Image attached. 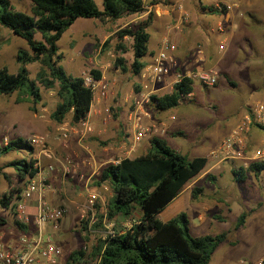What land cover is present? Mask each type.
<instances>
[{"label":"rangeland","instance_id":"obj_1","mask_svg":"<svg viewBox=\"0 0 264 264\" xmlns=\"http://www.w3.org/2000/svg\"><path fill=\"white\" fill-rule=\"evenodd\" d=\"M8 1L12 10L31 14V2L29 0ZM147 1L145 0V3ZM156 1L164 3L166 0ZM201 1L206 4L205 0ZM94 3L97 8L101 9L100 0H94ZM193 4H197L196 1H193ZM133 17L134 14L125 15L115 20L77 18L56 41L58 52L61 54L59 64L68 75H78L80 74L77 72L78 70L88 72L89 69H97L103 76L102 82L105 84L104 95L98 97L94 95L97 97L95 99L96 102L94 100L91 102L92 104H98L102 110V117H106L105 121L101 118L100 128L104 130L99 135V138L95 137V143L89 142L88 145L87 141L91 140L89 137L91 135L89 134H85L84 138H80V142L85 141L83 144H86L91 151H94L103 144L117 147V137L121 138L124 146L128 147L127 152H125L126 149H123L124 146L117 147L116 150H109L107 154L113 160L123 156L132 157L144 153L142 148L135 155L129 153V141L132 139L133 129L119 120L120 112H125V110L129 112L135 108L133 98L137 97L140 92L138 73L133 75L129 71V64L132 60L131 38L128 36L118 38L116 36L117 29L123 27L133 28L143 22L146 16L140 19H134ZM33 39H41L38 31L34 32ZM168 42L171 43L169 39ZM146 46L148 49L154 50L153 53L158 48V46L154 48L151 45L150 39L147 40ZM17 48L27 49L24 40L13 35L8 28L0 25V67H5L8 72H15L18 68V63L14 60ZM220 48L222 49L221 44L219 45ZM151 50L149 53H152ZM117 58L122 60L123 69L115 64ZM224 63L225 59L218 58V64L222 65ZM39 66L37 62L26 65L29 78H34ZM252 71L257 73L258 69H252ZM235 79L236 84L227 76L219 74L215 83L211 86H204L192 80V94L189 95V98L192 97L194 102L179 104L167 110V113L185 112V114L196 115V117L193 115V118L183 120L180 125L182 135H168L169 133L174 134L176 128L162 125L155 121L151 123L156 127V132L148 133V136L144 138L146 140L143 141L147 142L151 136L165 135L163 138L166 144L187 158L207 155V162L204 167L198 174L182 185L178 194L157 214L158 219L166 221L175 214L184 212L188 220L189 234L192 236L226 232L225 239L212 252L208 264H264V210L260 211L263 220L260 234L250 232L246 222L236 230L233 229L235 218L239 213L255 208L259 202L261 203L260 206H264V169L256 174L250 170H245L243 180H233L231 169H236L238 163L225 160L219 164L216 173H213L214 178L212 180L205 178L206 169L211 163L207 152L213 149L217 143L211 133L214 131L220 132L224 125L238 121L243 113L249 111V107L255 101V98H259L250 89L249 77L239 76ZM167 83H170L169 79L163 82V87L155 94L169 91ZM37 85L41 98L34 105V113L37 114L42 108L51 111L58 101L56 84L52 88H44L38 82ZM15 94L16 92L14 91L10 95ZM5 97V95L0 94V100ZM126 97L128 98L126 99ZM29 106L30 103L28 102V108ZM141 107L143 111L149 109L150 112H153L151 110L153 106L149 101L143 103ZM143 115L146 114L143 113ZM14 121L13 113L7 112L5 114L4 111L0 110V147L3 136L9 139L13 138L14 131L11 126ZM91 131L87 133H91ZM252 131L261 138V141H264L263 130L253 127ZM59 132L60 130L57 131V134ZM43 137L45 139V136ZM67 137L68 135L65 138H61L60 141L56 140L55 146H51L46 142V139L44 140L45 145L51 149L56 157V161L51 159L43 161L40 158L42 156L38 160L37 147H31L30 153L9 151L0 154L1 171L8 176L13 175L12 168L6 166V164L12 159L22 157L34 160L33 165L40 171H45L46 165L52 163V170H46L48 175L46 174L45 181L50 185L51 190L45 194V200L49 203L52 201L54 206H62L64 214L55 223L44 225L42 232L52 236L54 244L59 247V259L62 263L71 250L82 249L84 255L78 264H95V260L89 256L92 245L95 244L97 239H102L107 230L112 229L114 232H121L127 229L131 225H129L131 220L135 221L139 216V209L136 208L130 217L118 215L111 220H107L104 217L105 204L111 196V190L107 183L95 185L94 180L103 165L113 162H104L107 158L103 162L99 160L95 162L92 156H85V161L87 160L89 164L91 162L94 164L93 168L96 172L88 180L83 178L79 181L76 180L77 184L72 183L76 163L71 152H67V147H63L66 146ZM90 146H92V149ZM79 149L86 155V150L83 147H79ZM88 155L90 154L88 153ZM65 157H68L73 164V171L70 170L68 174L63 175L60 161ZM51 174L55 177L52 178ZM19 185H21V182H19ZM193 186L202 187L201 193L195 199L190 194ZM7 189V181L0 174V195ZM88 192H93L97 195L90 210L85 208ZM50 196H52V199ZM73 199H76V201H73ZM99 214L103 215V217L99 225L93 227ZM199 214L201 215L200 218L197 217ZM215 215L221 217V219L214 218ZM0 219V233L6 234L10 231L13 234L17 233L18 228L12 208L2 209L0 207ZM84 225L85 227L83 228Z\"/></svg>","mask_w":264,"mask_h":264},{"label":"trees","instance_id":"obj_2","mask_svg":"<svg viewBox=\"0 0 264 264\" xmlns=\"http://www.w3.org/2000/svg\"><path fill=\"white\" fill-rule=\"evenodd\" d=\"M29 1L31 14L12 10L8 0H0V25L22 38L27 47L15 50L14 60L18 63L15 72L0 67V94L7 95L15 91V101H28L29 109L35 112L34 105L41 98L37 82L44 88H52L56 84L58 101L49 113L50 120L60 123L68 115L71 124H80L88 113L92 91L83 85V75L71 76L64 71L59 64L61 54L56 41L77 18L115 20L125 15L139 14L144 10L145 0H100L101 9L97 8L94 0ZM154 2L156 0L147 1ZM224 9L223 6L220 9L208 7L209 12H222ZM150 18L151 14L148 13L145 20L133 28L116 30L118 38H131L132 60L129 71L133 75L144 66L141 57L147 50L146 28ZM35 31L40 33V40L33 39ZM33 62L40 66L32 79L28 77L26 65ZM115 64L124 68L120 58L116 59ZM85 74L94 80L100 78L97 69H89ZM191 84L192 80L184 76L172 83L169 91L150 95L149 103L158 111L192 103L193 98L187 97L192 89ZM148 145L140 155L120 158L99 169L94 184L107 183L111 190V196L105 204L104 217L107 220L118 215L130 217L136 208L139 209V216L127 229L97 239L89 256L95 260V264H208L212 252L225 239L226 232L192 236L184 212L166 221L157 217L158 212L178 194L182 185L198 174L205 164V157L187 158L170 148L159 136H151ZM19 150L30 153L31 146L25 139L15 137L0 147V154ZM33 163L34 160L30 158L10 160L6 166L12 168L11 176L1 171L0 166V174L8 185V189L0 195L2 209H11L9 203L20 189L19 182L37 172ZM245 169L256 174L264 169V164L249 163ZM245 169H231L233 180H243ZM205 178L212 180L214 177L206 174ZM201 191L202 187L193 186L191 197L196 198ZM251 210L237 215L234 230L243 224ZM102 217L98 215L93 227L99 225ZM214 218L221 219L217 215ZM15 222L23 229V225ZM83 255L82 249L71 250L63 264H78Z\"/></svg>","mask_w":264,"mask_h":264},{"label":"crops","instance_id":"obj_3","mask_svg":"<svg viewBox=\"0 0 264 264\" xmlns=\"http://www.w3.org/2000/svg\"><path fill=\"white\" fill-rule=\"evenodd\" d=\"M193 1H196L197 4H193ZM205 1L206 4L202 3L201 0H166L164 3L157 1L154 3H145L144 10L139 14H134V19H140L146 16L148 13L151 14L150 22L146 28V31L148 33V39L151 40V45H153L154 48H157L160 40L163 38H166L167 40L169 39L171 42L169 44L172 47L171 56L173 58L174 66L170 68V72L165 77V80L169 79V81H171L174 75L173 72L185 73L195 70L212 69L216 71L217 78L219 74L221 76L224 75L225 77L227 76L229 79H231L235 84L237 83L235 78L239 76L249 77L251 84L250 89L252 93L256 95V97H259L255 98V100L263 99L264 0ZM216 2L226 3L230 5V7L228 9H224L222 12H209L208 7H216ZM220 44L222 49H219ZM150 50L151 48H147L145 52L146 55L144 54L145 56L143 55V58L141 59L144 65L150 60V57L153 54L154 50H151L152 53H149ZM218 58L225 59V63L222 65L218 64ZM256 68L258 69L257 73L252 71V69ZM76 70H78V68H76ZM77 72L80 73L78 75H84L86 73L84 70H78ZM100 77L103 78L102 74H100ZM10 94H12V92ZM10 94L5 95L6 97L0 100V110L4 111L5 114L8 112L13 113L14 115L15 121L11 126L14 131L13 138L20 137L25 139L28 135L32 134L43 135L45 136L46 142H48V144L55 146L57 143L56 140H61L59 133L57 134V131L60 130L67 132V143L66 146L63 147H67V152H71L76 163L72 183L77 184L76 180L79 181L83 178L88 180L91 175L96 172L93 168L94 164H92V162L91 164L87 163L84 159L85 156H92L95 162L98 160L103 162V160L107 158L104 160V162L112 161L115 163L120 159L116 158L113 160L112 157L108 156L107 153L109 150H116L117 147L124 146L121 138L117 137V147L103 144L97 147V149L94 151H91L86 144H83L85 141H82V143L80 142V138H82L85 134H89L91 135L89 136L91 140L87 141L89 145V142H94L95 137L99 138V135L104 130L100 128L101 118L103 121H105L106 117H102V110L98 104H92V102L90 103L88 113L84 120V122H88L92 126L91 133L80 135L79 129L81 127V123L76 125L71 124L69 116L64 118L62 122L56 123L50 120V111L42 108L43 110L40 109L36 114L30 111L27 101L16 103V94ZM190 94L192 93L190 92L189 95ZM189 95L187 97H189ZM127 98L128 97H126V99ZM92 100L96 102L95 99ZM169 109L170 108L163 111H158L151 108L153 112H150L149 109L143 111L142 107L137 106L129 112L126 110L125 112H120L119 120L126 126L131 127H133L134 120H138L143 125L151 126L154 125L151 122L157 121L162 125L173 126L176 128L174 134L169 133L168 135H182L180 125L183 123V120L189 119L191 117L193 118V115L196 117V115L185 114V112L167 113V110ZM143 113L146 115H143ZM236 122L237 121L233 122L232 124L224 125L220 132L214 131L211 133L213 139L217 142L214 148L220 139ZM252 128L253 127H250L248 132V143L251 145H256L262 141L261 138H259V136H257V134L252 131ZM147 136L148 134L143 136L139 141H133V139H130L129 153H133L135 155V153H139L140 148H142V151L144 152L149 146L148 140L147 142L143 141L146 140L144 138ZM164 136L165 135L159 137L164 139ZM5 138L7 140L9 139L7 137ZM2 145L3 142L1 143V146ZM78 146L83 147V149L86 150V155L80 151ZM90 148L92 149V146H90ZM127 148L128 147L126 146L123 147V149H126L125 152H127ZM214 148L207 152L208 157L211 159V163L206 169L205 176L206 174L213 175V173H216L219 164L222 162L219 160V157L214 154ZM16 152H22V150ZM88 153L90 155H88ZM203 157H205L206 164L207 155H204ZM40 158L43 161L47 160L43 157ZM55 170H57V168H55ZM45 173L48 175L46 170ZM51 176L52 178L55 177L53 174H51ZM50 198L52 199V196H50ZM76 199H73V201H76ZM50 204L52 205V201ZM260 204L261 203L259 202L256 204L255 208H252L253 210H251V212L247 215L246 220L243 222V224H245V222L247 223V227L249 228L250 232L256 234H260L262 232L261 228L263 226V220L260 211L264 210V206H260ZM33 205L34 200L32 198L28 203L30 212L33 210ZM200 216V214L197 215L198 218H200ZM23 230L26 229L24 228ZM8 234L13 235L11 231L8 232Z\"/></svg>","mask_w":264,"mask_h":264},{"label":"built area","instance_id":"obj_4","mask_svg":"<svg viewBox=\"0 0 264 264\" xmlns=\"http://www.w3.org/2000/svg\"><path fill=\"white\" fill-rule=\"evenodd\" d=\"M218 9L223 6L228 9L230 5L216 2ZM172 47L166 38L160 40L158 48L150 57V60L138 72V85L140 92L134 97L135 108L149 101V97L155 94L163 87L165 77L169 74L170 68L174 66L171 56ZM173 77L167 87L171 89L174 82L182 77H188L191 80L199 82L204 86H211L217 78L216 71L212 69L195 70L185 73L173 72ZM83 85L92 91V99L103 96L105 84L100 77L94 80L90 75H83ZM162 85V86H161ZM95 91V92H94ZM95 93V94H94ZM94 95H97L95 97ZM189 93L187 94V96ZM91 99V101H92ZM257 127L264 131V98L255 100L241 118L229 129V131L220 139L213 152L219 157L220 161L234 160L239 163V167L246 168L249 163L264 164V141L251 145L248 143V132L250 127ZM133 141H138L150 132H156L154 125H143L138 120L133 123ZM80 135L91 131V125L82 122ZM66 131H60L59 137L65 138ZM42 135H29L25 141L31 147H37V156L56 161L51 149L45 145ZM3 144L7 142L2 138ZM61 170L63 175L73 171V164L68 157L62 159ZM88 163V161L86 160ZM52 163L46 165V170L51 171ZM45 171L39 169L32 177L26 178L21 182L17 197L10 200L9 205L14 211L17 223L23 225V229L17 225L16 234L0 233V264H63L59 259V247L53 242L52 236L42 232V227L46 224H53L64 214L62 206H52L45 200V193L50 191V185L45 181ZM93 192L87 193L85 204L86 209H91L92 203L96 198ZM33 198V210L28 208L29 200ZM135 221L131 220L130 224ZM114 231L107 230L106 235L112 236ZM104 236V237H105ZM103 237V238H104Z\"/></svg>","mask_w":264,"mask_h":264}]
</instances>
